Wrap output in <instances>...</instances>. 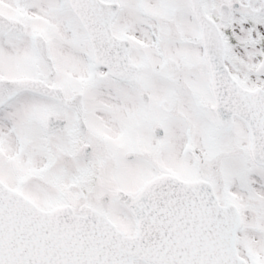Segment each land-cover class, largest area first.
<instances>
[{"label":"snow or ice","instance_id":"1","mask_svg":"<svg viewBox=\"0 0 264 264\" xmlns=\"http://www.w3.org/2000/svg\"><path fill=\"white\" fill-rule=\"evenodd\" d=\"M0 264H264V0H0Z\"/></svg>","mask_w":264,"mask_h":264}]
</instances>
